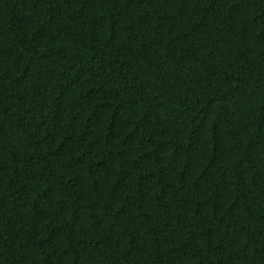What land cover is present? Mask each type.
<instances>
[{
  "label": "trees",
  "instance_id": "1",
  "mask_svg": "<svg viewBox=\"0 0 264 264\" xmlns=\"http://www.w3.org/2000/svg\"><path fill=\"white\" fill-rule=\"evenodd\" d=\"M0 264H264V0H0Z\"/></svg>",
  "mask_w": 264,
  "mask_h": 264
}]
</instances>
